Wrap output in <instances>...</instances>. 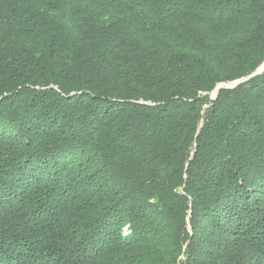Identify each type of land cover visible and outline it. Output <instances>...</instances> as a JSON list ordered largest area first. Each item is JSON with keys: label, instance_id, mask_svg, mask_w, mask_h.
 Segmentation results:
<instances>
[{"label": "trees", "instance_id": "trees-1", "mask_svg": "<svg viewBox=\"0 0 264 264\" xmlns=\"http://www.w3.org/2000/svg\"><path fill=\"white\" fill-rule=\"evenodd\" d=\"M263 64L264 0H0V264H264Z\"/></svg>", "mask_w": 264, "mask_h": 264}, {"label": "water", "instance_id": "water-1", "mask_svg": "<svg viewBox=\"0 0 264 264\" xmlns=\"http://www.w3.org/2000/svg\"><path fill=\"white\" fill-rule=\"evenodd\" d=\"M264 67V64L261 65V67L259 69H257L252 75L233 81V82H229V83H225V84H220L218 85L212 92H211V96L215 97L216 94L218 93V91L223 90V89H232L236 86H238L239 84L243 83L244 81L248 80L249 78L253 77L254 75L258 74Z\"/></svg>", "mask_w": 264, "mask_h": 264}, {"label": "rangeland", "instance_id": "rangeland-1", "mask_svg": "<svg viewBox=\"0 0 264 264\" xmlns=\"http://www.w3.org/2000/svg\"><path fill=\"white\" fill-rule=\"evenodd\" d=\"M180 259L183 260V259H182V256L179 258V260H180Z\"/></svg>", "mask_w": 264, "mask_h": 264}]
</instances>
